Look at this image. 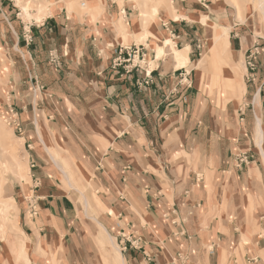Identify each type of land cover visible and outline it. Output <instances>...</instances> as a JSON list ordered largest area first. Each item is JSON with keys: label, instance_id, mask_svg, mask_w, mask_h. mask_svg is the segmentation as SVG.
Wrapping results in <instances>:
<instances>
[{"label": "crops", "instance_id": "0c3cea01", "mask_svg": "<svg viewBox=\"0 0 264 264\" xmlns=\"http://www.w3.org/2000/svg\"><path fill=\"white\" fill-rule=\"evenodd\" d=\"M127 2L103 0L94 19L51 8L30 25L28 45L20 24L0 8V113L14 110L21 131L13 134L34 165L26 201L37 214L20 217L29 255L59 234L63 260L71 252L82 258L96 232L71 213L76 191H61L52 179L53 162L35 133L40 120L89 170L105 207L100 224L127 264H176L183 255L189 264H264V38L231 24L226 6L176 0L182 18L159 10L150 23L154 35L143 40L139 12ZM201 15L229 27L225 63L237 72L226 81L228 68L219 63L218 78L243 87L236 105L217 103L218 90L201 87L216 68L207 58L212 30ZM166 39L188 49V66L175 67L167 49L158 57L149 47ZM253 47L251 81L245 56ZM16 262L24 263L20 252Z\"/></svg>", "mask_w": 264, "mask_h": 264}, {"label": "rangeland", "instance_id": "374dc122", "mask_svg": "<svg viewBox=\"0 0 264 264\" xmlns=\"http://www.w3.org/2000/svg\"><path fill=\"white\" fill-rule=\"evenodd\" d=\"M69 1L73 2L70 6L68 5ZM91 1L92 0H19L17 3V0H0V8L7 14H11L10 17L8 15L6 16L9 19V23L12 24L17 22L20 24L23 35L25 26L32 25L33 22H37L35 15L37 10L42 5L45 7L48 6V11L51 8L60 10V8L67 9L69 7L70 12H76L79 15L88 14L89 18H91L89 11L85 10V8L82 9L79 7V4L84 2L92 6L93 3ZM114 1L119 5L124 0ZM168 1L169 0H143V4L148 12H150L153 7L157 6L160 12L165 11L166 13H170ZM175 1L176 0H171V6L175 4ZM127 3H129L131 7L134 6V9L139 12V7H137L134 1L128 0ZM26 4H28L27 10H29L30 18H26L21 15L22 11L20 10V6ZM218 4L221 5L220 10L224 9L226 6L228 19L231 24L233 21L237 24H245V27L247 29L249 28L255 37H260V41H263L264 20L262 22V20L257 17L256 12L253 11L254 4L252 0H213V7L219 6ZM234 4L239 6V16L236 14V7ZM95 13L94 14L97 15L98 11ZM45 15L47 16L48 14L46 13ZM4 19L5 18L0 11V23L6 24ZM197 20L200 22V17ZM226 52L221 55V62L219 58H216L215 47L210 46L209 56L207 58L208 61L215 62L214 65L216 68L212 69L208 76L203 77V80L205 81H203V85H201V87L203 91H210L211 89L216 88L218 90L216 94L217 103H221L223 98H227L225 99L227 102L230 100L233 105H236L242 101L243 95L239 93L237 95L235 92H232L236 91L234 90V86H232L233 83H225L222 78H218L222 76L221 69L218 68L219 63H223V65L225 64L228 68L227 75H223V78H225L226 81L232 80L231 77L233 76L234 70L237 72V67H234V70H232V67H229L225 63ZM212 55L215 57H212ZM3 65L5 67L6 63H3L2 66ZM35 133L38 137L36 128ZM40 133L45 146L42 144L41 140L39 141L44 151L47 152L51 162H53L52 167L49 165L50 167H48V171L51 173L50 175L52 176V179L55 177V182L58 185L60 184L59 188L61 191H76L75 198L73 199L75 207L72 209L71 213L75 214L74 216L80 219L84 225H88L89 223L93 225V228L96 230V232H92L94 233V241L93 243H88V241H86L84 245V253L83 255L81 254L82 258H79L80 255H75L74 252H71L69 254L70 261H64L63 256L60 254V239L59 234H57L55 239L58 240V244H55L54 240L53 243H50L43 248H38L34 255H29L28 252L32 242L30 243V240H28L29 237L25 235L24 222L20 219V217L22 218L23 214L26 215L28 213L26 198L29 194L26 190V186H30L31 184L28 160L29 154L32 155V152H29L28 149L23 146L24 141L20 136L13 134L12 127L7 124L4 117L0 113V231L4 230L6 236L8 235L11 237L9 245L11 249H9L8 243H5V241L0 239V252L1 250L3 251L0 256V260H2L0 264H20L16 262V259L19 253V244L21 240H27V242H29V248L26 251V255L29 257L30 262L23 264H33L34 261H32V259L36 260L34 264H41L39 259H42L44 264H106L109 257L117 263L127 264L119 253L120 248L115 239L108 235L103 226L100 224V214L102 209H100V202L96 194L98 189L89 180V170L83 167L82 162L73 156L71 150L68 149L63 140L55 138L54 141V138L50 137L45 125L42 122ZM263 148L264 147H262V149ZM51 162L49 163L51 164ZM55 171H57V175H54ZM18 172H20L21 178L19 177ZM84 174H87L86 177ZM19 186L22 187L24 194L22 192L19 193ZM82 194L85 195V197H83ZM4 219L6 221H4ZM89 231L91 232L90 229ZM93 244L95 249L94 251L92 248ZM9 251L11 254H9ZM57 252H59L60 257H58ZM176 264L189 263L187 257L183 255L179 262H176Z\"/></svg>", "mask_w": 264, "mask_h": 264}, {"label": "bare ground", "instance_id": "6f19581e", "mask_svg": "<svg viewBox=\"0 0 264 264\" xmlns=\"http://www.w3.org/2000/svg\"><path fill=\"white\" fill-rule=\"evenodd\" d=\"M129 1H134V3L137 5V7H139L140 23H141V25L143 27L142 39L144 40L148 36L152 38V36L154 34L152 33V29H149V28H151L150 23H151L152 18L155 17V15H157L159 9L157 8V6H155V7H153L151 9L150 12H148L146 10V8L144 7L143 0H129ZM18 2H19V0H17V3ZM91 2L93 3L92 6L90 4H86L84 2V3H80L79 7L82 8V9L85 8V10L89 11L90 14H91V18L94 19V18H96L97 15H101L102 14L103 3H102V0H92ZM252 2L254 4L253 11L256 12L257 17H259V19L262 20V22H263V20H264V0H252ZM71 3H73V2L69 1L68 5L70 6ZM234 5L236 7V14H237V16H239V13H240L239 6L236 5V4H234ZM168 6H170V13H167V14L172 20H176L177 21V20L182 18V16H180L174 10L173 6H171V0L168 1ZM27 7H28V4L20 6V10L22 11L21 15H23V17L30 18L29 10H27L28 9ZM47 7L48 6L45 7V6L42 5L39 9L37 8L38 10H37V13L35 15V19H36L37 22H40L42 19H44L46 17V15H45L46 13L49 15V11H48ZM67 9H69V7ZM68 11L70 12V9ZM96 11H98L97 15H95ZM200 22L203 23V25L207 29L209 28V29L212 30V37L210 39V41H211V45L210 46L215 47L216 58H219L220 61L222 62L221 55L226 52V50H227V48L229 46V40H227V32H228L227 24L225 26L223 25V23L221 25H216L214 23H211V22L207 21L206 20V16H202V15L200 16ZM242 22H243V20H242ZM122 29L124 30L123 27H122ZM162 42H163L162 45H158L157 43H155V44H151V46H149V47H153L157 51V56L158 57L164 56L165 49H167L168 52L170 53V58L175 61V67L188 66V64H189V59L187 58L188 49H183V50L182 49L181 50L180 49H176L174 43L172 41L168 40V39H166V40H164ZM237 89H238L237 93H239L241 95L244 94L243 93V88L239 89L237 87H234V90H237ZM40 131H41V122L37 121V123H36V132L38 133V137H39L38 139L41 140L42 144L45 146V143H44V141H43V139H42V137L40 135L41 134ZM256 134H257V139L260 140L261 139V133H260L259 129H257ZM54 141H55V138H54ZM18 173H19V177L21 178L20 172H18ZM86 175L84 174L85 177H86ZM83 197H85V195H83ZM100 206H101L100 209H102V210L105 209V207L103 206L102 202H100ZM4 221H6V220L4 219ZM0 233H1L0 239L5 241V243H8V247H9L10 241H11L10 240L11 237L8 236V235L6 236V233H5L4 230H1ZM55 244H58L57 240H55ZM28 248H29V242H27V240H25V241L21 240V242L19 244V252H20V258L23 259L24 263H29V257H27V255H26V251H27ZM233 256H234V254H233ZM224 258H226V255L224 256ZM111 259L112 258L109 257L108 260L106 261V264H122V263H117V262H115L114 260H111Z\"/></svg>", "mask_w": 264, "mask_h": 264}, {"label": "built area", "instance_id": "2783aa9c", "mask_svg": "<svg viewBox=\"0 0 264 264\" xmlns=\"http://www.w3.org/2000/svg\"><path fill=\"white\" fill-rule=\"evenodd\" d=\"M22 38H23V41H24V43L26 45H28V44L31 43V26L30 25H27V26L24 27V32H23ZM128 50L129 49H125L126 52ZM257 54H258V48L257 47H253L252 49H250L246 53V56H245L246 57L245 66L248 69L247 79L248 80H251V81H253V79H254V76L252 75V73L255 70V66H254V64L252 62V58H253V56H255ZM134 55H135V52H133V56ZM52 62H54V60H52ZM121 63L115 61L114 62V67L115 68H119L121 66ZM1 115L4 117V120L7 122V124L12 127V129L14 130V132L15 133L17 132L19 134L20 131H21V128H20L19 123L17 122L16 116H15L16 114H15L14 110L8 108L7 113L6 114L1 113ZM33 167H34L33 163H30L29 164V168L32 169ZM26 202L28 204V213L27 214H28L29 218H34L36 216V214H37V208L31 202H29V201H26ZM120 245H121V250L120 251L122 253H125V251H127L126 244L123 243V241H121ZM130 246L131 247H134V248L137 247V245H134L133 243H130Z\"/></svg>", "mask_w": 264, "mask_h": 264}]
</instances>
